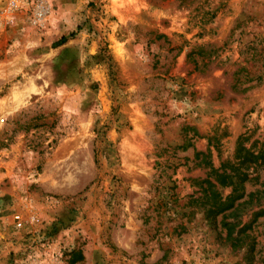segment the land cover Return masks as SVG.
Returning a JSON list of instances; mask_svg holds the SVG:
<instances>
[{"label":"rangeland","instance_id":"rangeland-1","mask_svg":"<svg viewBox=\"0 0 264 264\" xmlns=\"http://www.w3.org/2000/svg\"><path fill=\"white\" fill-rule=\"evenodd\" d=\"M0 264H264V0H0Z\"/></svg>","mask_w":264,"mask_h":264},{"label":"built area","instance_id":"built-area-1","mask_svg":"<svg viewBox=\"0 0 264 264\" xmlns=\"http://www.w3.org/2000/svg\"><path fill=\"white\" fill-rule=\"evenodd\" d=\"M14 221L16 222V227H18V228H20L22 226V224H23V221H22L21 217L18 216V215L14 216ZM31 221L32 222L34 221L33 217L31 218Z\"/></svg>","mask_w":264,"mask_h":264},{"label":"trees","instance_id":"trees-1","mask_svg":"<svg viewBox=\"0 0 264 264\" xmlns=\"http://www.w3.org/2000/svg\"><path fill=\"white\" fill-rule=\"evenodd\" d=\"M65 42V38H61L59 41H58V45H61L62 43H64ZM254 50V49H253ZM256 79H258V81L260 80V76L259 77H257Z\"/></svg>","mask_w":264,"mask_h":264}]
</instances>
